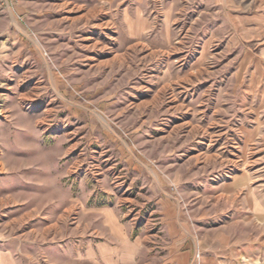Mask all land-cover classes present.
Listing matches in <instances>:
<instances>
[{"label":"rangeland","instance_id":"1","mask_svg":"<svg viewBox=\"0 0 264 264\" xmlns=\"http://www.w3.org/2000/svg\"><path fill=\"white\" fill-rule=\"evenodd\" d=\"M230 36L215 0H0V254L86 264L113 211L142 264H176L163 201L190 262L264 241L257 62Z\"/></svg>","mask_w":264,"mask_h":264},{"label":"crops","instance_id":"2","mask_svg":"<svg viewBox=\"0 0 264 264\" xmlns=\"http://www.w3.org/2000/svg\"><path fill=\"white\" fill-rule=\"evenodd\" d=\"M227 13L228 26L231 31L230 45L239 46L245 51V67L249 68L255 59V69L251 73V84L246 93L260 92V105L264 108V0H215ZM167 15V14H166ZM169 15V14H168ZM132 35L146 29L145 21L140 15L130 19ZM167 22V21H166ZM251 58V60H250ZM253 216L264 221V203L258 197L250 198ZM163 218L175 231L174 242L170 246V258L176 264H264V241L262 238L248 239L246 243L224 242L213 246L212 256H206L200 247L195 250L194 260L190 262L193 251L183 249L179 244L184 238L179 228L174 206L162 202ZM103 223L108 236L97 244H90L84 250L86 264H142L145 238L133 235V229L122 223L115 212L103 213ZM10 255L0 254V264H11Z\"/></svg>","mask_w":264,"mask_h":264},{"label":"bare ground","instance_id":"3","mask_svg":"<svg viewBox=\"0 0 264 264\" xmlns=\"http://www.w3.org/2000/svg\"><path fill=\"white\" fill-rule=\"evenodd\" d=\"M67 210V209H66Z\"/></svg>","mask_w":264,"mask_h":264}]
</instances>
